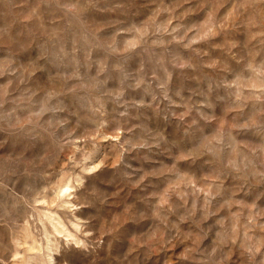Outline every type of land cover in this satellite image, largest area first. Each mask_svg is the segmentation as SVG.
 Returning a JSON list of instances; mask_svg holds the SVG:
<instances>
[{"label": "rangeland", "instance_id": "1", "mask_svg": "<svg viewBox=\"0 0 264 264\" xmlns=\"http://www.w3.org/2000/svg\"><path fill=\"white\" fill-rule=\"evenodd\" d=\"M0 264H264V0H0Z\"/></svg>", "mask_w": 264, "mask_h": 264}]
</instances>
